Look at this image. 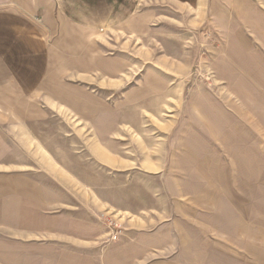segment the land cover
Listing matches in <instances>:
<instances>
[{
    "label": "crops",
    "instance_id": "0c3cea01",
    "mask_svg": "<svg viewBox=\"0 0 264 264\" xmlns=\"http://www.w3.org/2000/svg\"><path fill=\"white\" fill-rule=\"evenodd\" d=\"M166 1L193 11L198 29L223 49L217 61L241 64L240 72L224 70L222 77L241 80L238 93L243 109L256 112L248 114L244 125L264 127V0ZM139 2L0 0V264H233L217 262L216 245L202 248L201 213L183 215L175 222L177 230L146 229L152 218L130 207L125 211L132 215L126 230L113 235L100 215L111 203L74 206L66 184L58 186L55 180L42 178L57 173V165L62 174L78 173L69 167L66 156L64 165L58 163L40 132L58 109L88 116L94 126L101 125L98 116L105 102L100 95L120 85L122 67L116 58L105 56L100 32L135 29L133 16ZM145 5L148 20L153 15L152 0H145ZM106 75L111 81L107 85ZM120 108V102L113 107ZM120 126V120L109 125L114 140L120 139ZM100 137V142H107L108 135ZM51 143L54 146L56 140ZM103 147L98 148L102 156L97 158H110ZM196 160L197 166L194 157L188 166L192 174L188 182L194 186L183 184L174 191L179 201L186 198L184 192H192L191 200L200 206V182L211 181L216 174L200 170L201 160ZM207 197L216 202L215 194L209 192ZM186 217L193 228L196 223V230L181 225ZM239 223L247 253L257 256L251 264H264L258 260L264 253V236L250 235L248 225Z\"/></svg>",
    "mask_w": 264,
    "mask_h": 264
},
{
    "label": "rangeland",
    "instance_id": "374dc122",
    "mask_svg": "<svg viewBox=\"0 0 264 264\" xmlns=\"http://www.w3.org/2000/svg\"><path fill=\"white\" fill-rule=\"evenodd\" d=\"M152 2L148 20L145 0L138 3L135 29L100 32L105 56L121 63L120 85L100 95L105 109L99 112V126L77 112H51L41 140H47L58 163L64 165L66 156L78 173L62 174L57 165V173L42 178L66 184L74 206L111 203L100 215L113 235L126 230L132 215L125 211L130 207L152 218L146 229L177 230L175 222L183 215L201 213L202 248L216 245L218 263H254L257 256L247 253L238 226L243 221L250 235L264 236V127L244 125L256 112L243 109L241 80L222 77L224 70L240 72L241 64L217 61L223 49L198 29L191 9L166 0ZM104 81L111 82L107 75ZM118 102L120 110L113 109ZM114 120L121 123L119 140L108 130ZM103 135H108L107 142H100ZM199 137L201 142H195ZM101 146L110 158H97ZM192 157L194 166L199 157V169L218 177L216 182L214 177L200 182V206L191 200L192 192H184L186 198L179 201L174 191L179 185H193L188 182ZM149 170L162 173L150 175ZM209 192L216 202H209ZM192 224L186 217L181 225L196 230ZM258 260L264 262V253Z\"/></svg>",
    "mask_w": 264,
    "mask_h": 264
}]
</instances>
